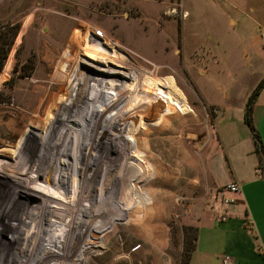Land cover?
<instances>
[{
  "label": "rangeland",
  "instance_id": "374dc122",
  "mask_svg": "<svg viewBox=\"0 0 264 264\" xmlns=\"http://www.w3.org/2000/svg\"><path fill=\"white\" fill-rule=\"evenodd\" d=\"M6 25L0 264H184V229L231 205L264 0H0Z\"/></svg>",
  "mask_w": 264,
  "mask_h": 264
},
{
  "label": "crops",
  "instance_id": "0c3cea01",
  "mask_svg": "<svg viewBox=\"0 0 264 264\" xmlns=\"http://www.w3.org/2000/svg\"><path fill=\"white\" fill-rule=\"evenodd\" d=\"M108 54L112 57V51ZM114 62L126 65L125 58L124 63ZM117 72L125 73L119 70ZM129 74L134 77L131 84L139 81L140 76H144L148 83L158 85L143 69L138 68L129 72L125 74L127 78L123 79L128 81ZM163 89L167 93L160 95L161 100H166L179 108H190L167 87L164 86ZM252 120L264 151V96L254 102ZM226 151L227 165L230 169L228 163L230 159L233 170L230 169L229 179L222 185L236 182L240 186V192L234 196L233 204L223 208L216 206L211 211H204L197 218L195 249L187 264H223L222 258L225 255L230 256L232 264H264V167L262 174L253 135L244 134L242 138L227 143ZM236 160H244V165H236Z\"/></svg>",
  "mask_w": 264,
  "mask_h": 264
},
{
  "label": "trees",
  "instance_id": "16d2710c",
  "mask_svg": "<svg viewBox=\"0 0 264 264\" xmlns=\"http://www.w3.org/2000/svg\"><path fill=\"white\" fill-rule=\"evenodd\" d=\"M13 27L14 26H10V25H6L4 27H1V29L6 28V30H7L6 31L7 35L4 36L5 37L4 39L2 38L3 37L2 31L0 30V73L2 72V70L4 68L5 61L8 57L9 50H10V48L14 42L15 33H11ZM253 107H254V102L249 107L248 114L245 116L244 121H245V124L249 127V129L251 131H253L252 132L253 137L254 136L259 137V135L255 131V126H254L253 120H252ZM254 144H255V152L259 158V165L261 167L262 174H263L264 151L261 152L260 144L258 142H256L255 140H254ZM189 232H190V234H189ZM196 239H197V229L195 227H192V226H187L184 229V240H183V243H184V245H183V256L185 258L184 262H183L184 264L188 263L190 256H191V253L195 249Z\"/></svg>",
  "mask_w": 264,
  "mask_h": 264
},
{
  "label": "built area",
  "instance_id": "2783aa9c",
  "mask_svg": "<svg viewBox=\"0 0 264 264\" xmlns=\"http://www.w3.org/2000/svg\"><path fill=\"white\" fill-rule=\"evenodd\" d=\"M240 192V186L236 182H230L223 186L219 193L222 195L221 202L224 205L233 204L235 202V195ZM223 264H232L231 258L228 255L223 256Z\"/></svg>",
  "mask_w": 264,
  "mask_h": 264
},
{
  "label": "water",
  "instance_id": "95a60500",
  "mask_svg": "<svg viewBox=\"0 0 264 264\" xmlns=\"http://www.w3.org/2000/svg\"><path fill=\"white\" fill-rule=\"evenodd\" d=\"M263 87H264V78L259 83V85L257 86V88L255 89V91L252 93V95L250 96V98L248 100V103H247V106H246V115L248 114L249 107L252 105V103L254 102L255 98L258 96L259 92L262 90ZM254 140L260 144V150H261V152H263V147H262V144L260 142V138L257 137V136H254Z\"/></svg>",
  "mask_w": 264,
  "mask_h": 264
},
{
  "label": "bare ground",
  "instance_id": "6f19581e",
  "mask_svg": "<svg viewBox=\"0 0 264 264\" xmlns=\"http://www.w3.org/2000/svg\"><path fill=\"white\" fill-rule=\"evenodd\" d=\"M147 114H145V117H146Z\"/></svg>",
  "mask_w": 264,
  "mask_h": 264
}]
</instances>
